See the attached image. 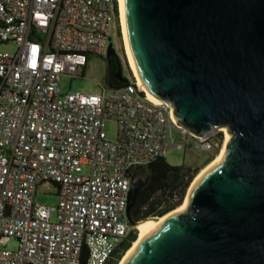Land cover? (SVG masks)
Wrapping results in <instances>:
<instances>
[{"label":"built area","instance_id":"1","mask_svg":"<svg viewBox=\"0 0 264 264\" xmlns=\"http://www.w3.org/2000/svg\"><path fill=\"white\" fill-rule=\"evenodd\" d=\"M115 19L119 0H0V43L17 46L0 51V264H109L136 227L126 215L132 180L175 146L169 128L198 150L223 147V128L192 135L135 76L63 93L90 54L107 56ZM40 185L56 187L57 206L35 200Z\"/></svg>","mask_w":264,"mask_h":264},{"label":"water","instance_id":"2","mask_svg":"<svg viewBox=\"0 0 264 264\" xmlns=\"http://www.w3.org/2000/svg\"><path fill=\"white\" fill-rule=\"evenodd\" d=\"M139 77L195 136L226 128L227 151L187 209L124 264H264V0H121ZM118 57L111 42L107 58ZM126 82L121 69L116 74ZM147 97L146 93H142ZM149 177L132 180L127 219Z\"/></svg>","mask_w":264,"mask_h":264},{"label":"rangeland","instance_id":"3","mask_svg":"<svg viewBox=\"0 0 264 264\" xmlns=\"http://www.w3.org/2000/svg\"><path fill=\"white\" fill-rule=\"evenodd\" d=\"M114 24H115V28L111 30L110 34L112 37V43L114 44L118 57L120 58V69L123 78L126 79V82H124L125 84L127 82H132V76H134V74L128 62L121 22L119 20L117 24V20L115 19ZM16 49L17 46L14 43L11 44L0 43V51L2 52L14 53ZM107 75H108L107 56L101 57L98 55L90 54L87 66L83 68V71L80 72L79 76L76 77L65 76L63 78L62 80L63 93H71V92L99 93L102 91V89H109L107 85V78H106ZM105 130L109 134L108 137L110 139L115 138L116 135L115 123L107 122ZM168 137L171 140V143L174 144L175 146L170 147L164 153L163 157L171 165L189 166L192 169H197L199 174L200 171L209 163H211L219 154V152H215L213 150L202 151L196 149V147L192 144L193 143L192 137L188 135L185 141L181 131L175 128L174 126H171L169 128ZM176 145H182V147L178 148L176 147ZM83 173L87 175L90 172L88 169L85 168ZM141 173L142 176H146L144 172ZM197 175L195 176V178L197 177ZM189 188L186 192L184 200L188 194ZM35 200L44 205L57 206L59 203V195L57 193L56 187L54 185H40L37 189ZM135 230L137 231L136 228ZM137 237H138V231H137ZM16 247H17L16 241H12L8 245L9 249H15ZM120 261L118 262V264L120 263Z\"/></svg>","mask_w":264,"mask_h":264},{"label":"trees","instance_id":"4","mask_svg":"<svg viewBox=\"0 0 264 264\" xmlns=\"http://www.w3.org/2000/svg\"><path fill=\"white\" fill-rule=\"evenodd\" d=\"M119 69L120 58H108V75L106 78L111 86L124 84L116 78ZM144 173L149 177L148 185L137 196L130 209V218L136 223L149 217L164 216L178 208L183 203L186 192L198 174V170L184 165H171L164 157H159L147 167ZM136 239L137 231L134 230L121 243L119 250L121 254L109 264H118Z\"/></svg>","mask_w":264,"mask_h":264},{"label":"bare ground","instance_id":"5","mask_svg":"<svg viewBox=\"0 0 264 264\" xmlns=\"http://www.w3.org/2000/svg\"><path fill=\"white\" fill-rule=\"evenodd\" d=\"M120 1V22H121V27H122V33H123V38H124V44H125V49H126V54H127V58H128V62L130 65V68L134 74V76L136 77L139 85L141 88H143L147 94V98L149 100H151L152 102L155 103H160V101H158L145 87V85L143 84V82L141 81L139 74H138V70H137V66L135 63V60L133 58L132 52L130 50V47L128 45V41H127V36H126V31H125V25H124V17H123V11H122V2ZM173 119L174 121L177 123V120L175 118V116L173 115ZM223 131L225 132V140H224V144L223 147L221 149V151L219 152V154L217 155V157L211 162L209 163L207 166H205L200 173L197 175V177L195 178V180L193 181V183L191 184L188 194L184 200V202L175 210L165 214L164 216L161 217H149L145 220H142L141 222L136 224V229L138 231V237L137 239L133 242V244L131 245V247L127 250V252L125 253L124 257L122 258V260L120 261L119 264H124V262L127 260L128 256L130 255L131 251L138 246V244L143 240V238L148 234V232H150L152 229H154L155 227H157L158 225H160L161 223H163L167 218H169L171 215L175 214L176 212H180L183 211L185 209H187L188 207V200H189V192L192 188V186L197 182V180H199V178L202 176V174L213 164H215L216 162H218L222 157H224L227 148H228V144L231 140V135L229 134L228 130L226 128H223Z\"/></svg>","mask_w":264,"mask_h":264},{"label":"flooded vegetation","instance_id":"6","mask_svg":"<svg viewBox=\"0 0 264 264\" xmlns=\"http://www.w3.org/2000/svg\"><path fill=\"white\" fill-rule=\"evenodd\" d=\"M140 175L142 176V173Z\"/></svg>","mask_w":264,"mask_h":264}]
</instances>
